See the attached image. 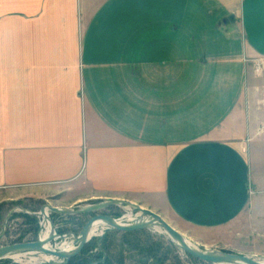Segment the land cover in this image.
Segmentation results:
<instances>
[{"label":"crops","instance_id":"crops-1","mask_svg":"<svg viewBox=\"0 0 264 264\" xmlns=\"http://www.w3.org/2000/svg\"><path fill=\"white\" fill-rule=\"evenodd\" d=\"M263 168L264 0H0V200L260 224Z\"/></svg>","mask_w":264,"mask_h":264},{"label":"rangeland","instance_id":"rangeland-1","mask_svg":"<svg viewBox=\"0 0 264 264\" xmlns=\"http://www.w3.org/2000/svg\"><path fill=\"white\" fill-rule=\"evenodd\" d=\"M248 146V145H247ZM247 152V151H246ZM248 153V152H247ZM262 175L254 171L253 178L261 180V185L249 189L253 197L264 199V168ZM261 186L262 190L258 187ZM251 190V191H250ZM64 195L48 197L44 201H3L0 200V247L17 243L36 241L41 231L39 210L44 206L62 208L70 202ZM65 196V197H64ZM105 201V200H104ZM103 201L80 202L70 208L71 213H49L48 217L55 234L77 236L86 222L94 215L103 214L118 220L130 213L129 209L109 206L95 213H76V211ZM264 203V200L262 201ZM132 203V202H131ZM134 204V203H133ZM249 204V203H248ZM159 215L166 223L178 231L196 250L251 257L264 260V222L252 216L251 203L233 223L211 226L209 229H195L174 218L163 206L153 210L135 203ZM264 205V204H263ZM131 216L135 214L131 212ZM235 218V217H232ZM261 219L264 220V217ZM215 227V228H214ZM214 228V229H212ZM69 241L72 239H68ZM62 240L50 243L57 250ZM58 251V250H57ZM19 254V255H18ZM18 260L12 255L0 260V264H63V260L49 259L38 252H17ZM44 258V259H43ZM66 264H212L195 259L182 252L169 237L151 228L133 232H108L102 237H89L81 252L69 259Z\"/></svg>","mask_w":264,"mask_h":264},{"label":"water","instance_id":"water-1","mask_svg":"<svg viewBox=\"0 0 264 264\" xmlns=\"http://www.w3.org/2000/svg\"><path fill=\"white\" fill-rule=\"evenodd\" d=\"M224 24H228L229 22H234L233 16H228L224 19ZM119 206V207H128L130 208L132 214H140L139 221L136 223H132L130 225L122 226L115 222V218H112L110 216L107 217V215L103 214H97L92 216L86 224L82 227L81 231L77 236L74 234H65L63 236H60L57 234V237L54 235H51L44 243H49L51 241L56 240L57 238L59 240H62L63 238L72 237L75 244V250L71 253H64L61 251L53 250V249H47L43 248L44 244L37 238L36 241L33 242H26V243H17L5 247H0V260L10 256L11 254L17 253V252H38L42 255L49 256L52 259H58L63 260V264H66L69 259H72V257L78 255L81 250L83 249L85 243H87L89 239V231L90 227L93 225V223L98 222H104L107 227L102 231L100 236L102 237L104 234L108 232H133V231H142V230H148L151 228H160L162 231H164L167 236L169 237L171 243H178V248L184 252L185 254L198 259L200 261H204L207 263L212 264H223V263H242V264H259V262L251 257L247 256H240V255H233V254H227V253H216V252H210V251H199L196 249L191 248L186 244L184 237L176 230H174L173 227H170L168 223H166L160 216L152 211L142 208L138 205H134L130 203L127 200H116V199H106L103 202L88 206L86 208H82L76 213H95L99 212L109 206ZM44 208H47L49 213H71V210L65 211L56 207H50V206H44L39 211L40 216H42L43 212L45 211ZM142 218H146L143 220ZM49 219V218H48ZM50 221V220H49ZM50 223V222H49ZM52 225V224H51ZM53 228V227H52ZM54 230V229H53Z\"/></svg>","mask_w":264,"mask_h":264},{"label":"bare ground","instance_id":"bare-ground-1","mask_svg":"<svg viewBox=\"0 0 264 264\" xmlns=\"http://www.w3.org/2000/svg\"><path fill=\"white\" fill-rule=\"evenodd\" d=\"M116 200H118V199H116ZM119 201H122V200H119ZM125 208L130 210V208H128V207H125ZM59 209H62V210H65V211H69L70 210V209H67V208H59ZM44 210L45 211L43 212V214L41 216V218H42L41 223H40V225H41V231H40L39 235H37V236H38L39 240L44 244V247L43 248L52 249V247L50 246V243H52L53 241H51L49 243H44V242L51 235H54V236L57 237V234H55V232H54V230L52 228L51 223H49L50 221L48 219L49 218L48 217V215H49L48 209L47 208H44ZM140 216L141 215L138 213V214H135L134 217H132L131 216V210H130V213H127L122 218H120L118 220H115V222L118 223L119 225L126 226V225H130L132 223L138 222L139 221L138 219L140 218ZM142 219L145 220L146 218L145 219L142 218ZM106 227H107V225L104 222H100V221L96 222L95 221V223H93V225L90 227V231L88 233L89 234V237L96 236V235L101 234L102 231ZM155 229L158 230V231H160V232H162V229H160L158 227H156ZM163 233L166 234L164 231H163ZM70 238L72 239V241L71 240L70 241L68 240ZM56 240H59V239L57 238ZM56 240H54V241H56ZM184 242H186V244L188 246H190L191 248L195 249V247L191 243L187 242L186 239H185ZM175 245L178 247V243H175ZM57 248H58L57 249L58 251H61V252H64V253H71V252H73L75 250L76 247H75L73 238L70 236L67 239L66 238H63L61 244ZM11 255L13 256V258H15L16 260H18V256L17 255H13V254H11ZM45 259L47 261V260L52 259V258L49 257V256H46ZM258 262H259V264H264V260H260ZM223 264H242V263H223Z\"/></svg>","mask_w":264,"mask_h":264},{"label":"built area","instance_id":"built-area-1","mask_svg":"<svg viewBox=\"0 0 264 264\" xmlns=\"http://www.w3.org/2000/svg\"><path fill=\"white\" fill-rule=\"evenodd\" d=\"M39 216H40V214H39ZM42 219V218H41Z\"/></svg>","mask_w":264,"mask_h":264},{"label":"trees","instance_id":"trees-1","mask_svg":"<svg viewBox=\"0 0 264 264\" xmlns=\"http://www.w3.org/2000/svg\"><path fill=\"white\" fill-rule=\"evenodd\" d=\"M129 233V232H128Z\"/></svg>","mask_w":264,"mask_h":264}]
</instances>
